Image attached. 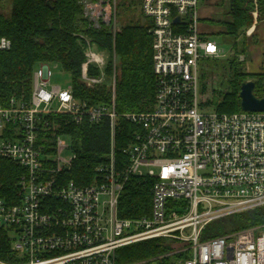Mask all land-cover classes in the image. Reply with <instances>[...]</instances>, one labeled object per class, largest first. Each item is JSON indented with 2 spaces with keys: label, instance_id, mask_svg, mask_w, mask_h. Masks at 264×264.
<instances>
[{
  "label": "built area",
  "instance_id": "obj_1",
  "mask_svg": "<svg viewBox=\"0 0 264 264\" xmlns=\"http://www.w3.org/2000/svg\"><path fill=\"white\" fill-rule=\"evenodd\" d=\"M199 1L142 0L150 21L156 93L150 110L122 116L137 131L121 169L115 157L121 118L115 71L108 106L76 99L72 87H51L48 64L34 72L29 101L12 99L0 106V163L11 162L22 172L17 194L0 197V232L10 242L9 259L0 258V264H119L120 250L156 239L169 242L171 251L125 264H264L260 228L202 239L211 223L264 207V113H219L201 98L200 62L225 53L200 31ZM81 4L90 26L117 32V0ZM10 49L11 42L1 38L0 51ZM102 54L86 41L81 81L89 89L105 80ZM91 66L101 72L98 77L90 76ZM58 116L78 125L110 122L107 161L87 185L62 176L76 155L62 141L67 136L50 127L47 118ZM46 133L52 138L45 139ZM67 150L68 159L62 156ZM130 177L152 182L151 210L122 219L119 197Z\"/></svg>",
  "mask_w": 264,
  "mask_h": 264
},
{
  "label": "trees",
  "instance_id": "obj_2",
  "mask_svg": "<svg viewBox=\"0 0 264 264\" xmlns=\"http://www.w3.org/2000/svg\"><path fill=\"white\" fill-rule=\"evenodd\" d=\"M221 3L226 0H219ZM229 20L222 22L225 34L235 40V55L245 53L246 31L253 22L264 21V0H227ZM142 0H122L117 3V32L111 27L94 29L83 17L81 0H9L7 9L0 0V39L11 42V49L0 51V106L12 99L29 101L32 79L42 64L59 65L71 77V87L76 99L90 106H108L112 102V78L115 71V108L121 118L115 137L116 165L127 162L125 149L133 140L137 127L122 116L145 112L152 108L156 82L152 62V37L150 21L141 10ZM257 13V16L255 15ZM95 45L99 53L106 54L103 73L105 80L93 89L81 81V68L85 58L86 41ZM214 61V60H213ZM215 71L228 84L229 90L218 97L219 113L241 112L239 97L241 86L247 79L255 83L254 95L264 98V72L250 74L244 62L237 58L215 59ZM226 62L227 64H225ZM226 65L229 73L225 72ZM90 76L101 72L91 66ZM205 91V87H202ZM56 134L71 140L76 155L72 168L63 174L64 179L83 186L91 183L95 169L107 161L110 152V122L104 119L97 125L84 122L75 124L68 116L47 118ZM50 139L51 134H44ZM11 162L0 163V197L10 199L17 194L15 185L21 174ZM151 181L130 177L119 197L118 215L122 219L147 216L151 210ZM216 223V224H214ZM260 228L264 232V207L237 213L211 223L202 239L225 236L240 230ZM8 235L0 232V258L9 259ZM171 251L166 240L145 241L119 251V264L141 261L165 255Z\"/></svg>",
  "mask_w": 264,
  "mask_h": 264
},
{
  "label": "rangeland",
  "instance_id": "obj_3",
  "mask_svg": "<svg viewBox=\"0 0 264 264\" xmlns=\"http://www.w3.org/2000/svg\"><path fill=\"white\" fill-rule=\"evenodd\" d=\"M122 0H117V3H120ZM3 8L7 9L9 0H1ZM199 16H200V31L207 34L209 39L215 41L219 48L224 51L225 57L221 58H237L238 61H241L242 55H235L233 50V45L235 40L225 34V29L221 24L224 21L229 20L228 16V1L221 3L219 0H200L199 1ZM258 22H253V25H256ZM117 24V23H116ZM263 27V26H259ZM117 29V28H116ZM257 53V52H256ZM255 53V54H256ZM254 54V56H255ZM107 60L106 54H102ZM249 55L251 53L247 50L245 57L249 60ZM252 57V56H251ZM258 57V55H256ZM246 61V60H245ZM218 62L215 60L202 61L199 64V74H200V96L203 100H207L210 107L217 108L218 97L229 90L227 83L220 78L218 73L215 71ZM227 64L226 62H224ZM53 77L50 81L51 87H60L61 89H68L71 87V77L69 74L65 73L59 65H50ZM246 70V67H243ZM229 71L228 65H226L225 72ZM256 72V69L252 71ZM229 73V72H228ZM248 81H253L247 79ZM254 82V81H253ZM202 87H205V91H202ZM201 99V100H202ZM62 141L67 146H71V140L68 137H63ZM64 158L68 159L72 157V152L67 150L62 155ZM217 222V221H216ZM216 224V223H214ZM179 247V246H178Z\"/></svg>",
  "mask_w": 264,
  "mask_h": 264
},
{
  "label": "crops",
  "instance_id": "obj_4",
  "mask_svg": "<svg viewBox=\"0 0 264 264\" xmlns=\"http://www.w3.org/2000/svg\"><path fill=\"white\" fill-rule=\"evenodd\" d=\"M260 25L263 27H259ZM245 37L247 40L245 50H248L252 56L249 55L250 58L248 60L244 56L246 51L242 54V57L246 58V62H244V66L246 67L245 71L250 74H261L264 72V21L248 29L245 33ZM256 55H258V57H256ZM253 69H256L255 73L252 72Z\"/></svg>",
  "mask_w": 264,
  "mask_h": 264
},
{
  "label": "water",
  "instance_id": "obj_5",
  "mask_svg": "<svg viewBox=\"0 0 264 264\" xmlns=\"http://www.w3.org/2000/svg\"><path fill=\"white\" fill-rule=\"evenodd\" d=\"M177 23L178 20L176 19ZM255 83L248 81L242 84L240 90L241 109L244 112H263L264 113V98L258 99L254 95Z\"/></svg>",
  "mask_w": 264,
  "mask_h": 264
}]
</instances>
